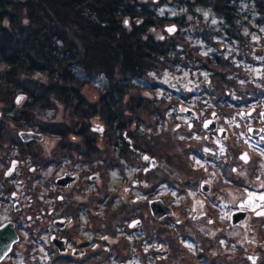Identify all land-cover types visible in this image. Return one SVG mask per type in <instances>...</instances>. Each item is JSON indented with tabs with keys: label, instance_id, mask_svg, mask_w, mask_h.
Wrapping results in <instances>:
<instances>
[{
	"label": "flooded vegetation",
	"instance_id": "obj_1",
	"mask_svg": "<svg viewBox=\"0 0 264 264\" xmlns=\"http://www.w3.org/2000/svg\"><path fill=\"white\" fill-rule=\"evenodd\" d=\"M256 73L140 127H109L106 162L102 127L0 125V227L17 236L0 264H264ZM21 131L42 139L24 142Z\"/></svg>",
	"mask_w": 264,
	"mask_h": 264
},
{
	"label": "trees",
	"instance_id": "obj_2",
	"mask_svg": "<svg viewBox=\"0 0 264 264\" xmlns=\"http://www.w3.org/2000/svg\"><path fill=\"white\" fill-rule=\"evenodd\" d=\"M245 1L0 0V107L7 103L14 113L0 110V114L21 129L55 132L61 128L43 121L40 113L60 105L69 108L75 123L83 127L92 125L98 116L107 133L109 127L141 121L135 114L130 119L119 107L131 91L137 100L134 109L149 111L148 122L155 117L151 115L176 109L192 96L224 94L237 86L235 79L244 81L253 75L251 62L263 55L251 39L264 34L258 30L264 22V0H252L261 16L255 19L242 12ZM165 4L178 5L179 15H159L156 6ZM186 5L188 11L190 6L208 8L218 19L216 24L205 23L195 35L204 42L205 53L182 35L188 26ZM22 17L26 23L21 22ZM124 20L128 27L123 26ZM168 26L176 28L172 35L163 30ZM152 28L163 33L162 41L149 34ZM181 70L189 71L192 79L198 73L182 98L150 100L141 96L159 85L140 87L136 81L153 72L179 76ZM79 73L101 75L106 80L99 108L88 105L81 95L88 83ZM16 98L21 100L16 103Z\"/></svg>",
	"mask_w": 264,
	"mask_h": 264
},
{
	"label": "rangeland",
	"instance_id": "obj_3",
	"mask_svg": "<svg viewBox=\"0 0 264 264\" xmlns=\"http://www.w3.org/2000/svg\"><path fill=\"white\" fill-rule=\"evenodd\" d=\"M19 1H24V0H19ZM187 7L186 11V16H185V21L187 22L188 26L184 29H182L184 34L188 39L191 40L193 44H197L200 46L201 52L205 53L206 49L204 47V42H202L199 38H196L195 35L198 33V31L204 26L205 23L209 24H216L218 22V19L214 16V14L208 9V8H203L199 6H190L191 10L188 11L189 5H186L185 8ZM185 8H181V11H185ZM242 12L244 15H249L251 18H256L261 16L257 13L255 10L254 4L252 0H246L242 6ZM155 10L159 15L162 16H169L173 17L175 15H179V6L175 4H165V5H159L156 6ZM247 12V13H246ZM26 19L22 17V23H26ZM258 30H264V22L262 23V26H258ZM176 31V30H175ZM174 31V32H175ZM172 35V34H171ZM195 37V38H193ZM198 39V40H197ZM252 42L258 43V48L262 51L263 55L261 56L264 59V34L259 33L257 37H253L251 39ZM229 45V44H228ZM228 54V51L225 52V55ZM256 73L255 76L257 77H262L264 74V66H254L252 68ZM181 74L177 76V74L172 75L169 72H153L150 75L147 76L146 79H141L136 81L137 85L149 87L151 83L158 84L157 88H155L152 91L146 90L141 93L142 97H146L147 99L150 100H157L160 98L166 97L169 99L171 96H177L183 97L184 92L190 88V83L195 84L196 77H198V73L195 71V75L193 79L189 75V71H180ZM81 78H83L85 81H87L88 84H86L82 90H81V95H83L84 100L87 102L88 105L95 106L96 108H99V100L101 96V90L103 91L104 87H106L107 82L104 79L103 76L101 75H88L84 73H79L78 74ZM190 79V80H189ZM191 81V82H190ZM152 87V86H150ZM134 95L129 93L122 104H120L119 107L124 109L126 111V115L130 116V119L134 117L135 115H138L139 119L141 121L135 122L134 123H129L133 126L140 127L143 124L144 121H148L150 119V114L149 111H143L141 112L139 109H134V103H135ZM24 103V102H23ZM23 103L20 104V107L23 106ZM137 104V103H136ZM184 104V103H183ZM186 105V104H185ZM4 107V108H3ZM63 106L58 105V107L55 108H49L44 111H42L40 114V118L45 121V122H51L53 123L54 126L57 128H64L68 126H75L79 123H75V119L73 115H71L69 108H62ZM9 105L2 104V107H0V110H4L7 113H10L11 110L8 109ZM127 108V109H126ZM134 109V110H132ZM123 111V110H122ZM128 111V112H127ZM132 112V113H129ZM14 114V113H13ZM10 115V114H8ZM153 116H156V113L154 115H151V118ZM7 115H2L0 114V125L1 126H10L11 122L8 121L9 117L6 118ZM94 121H92V124L94 126H99L100 128H103V124L100 122L101 119L96 116L94 117ZM10 122V123H9ZM145 123V122H144ZM80 125V124H79ZM105 127V126H104ZM106 129V128H105ZM102 137V139H101ZM98 141V157L100 158L99 162H106L107 160V150H108V138H107V133H104L103 136H99L97 139ZM160 171L153 172V177L157 175ZM115 176H113L114 179ZM152 177V178H153ZM154 180V179H153ZM113 182V180H112ZM252 205V204H251ZM256 206V204H253V207ZM19 248V247H18ZM21 249V247L19 248Z\"/></svg>",
	"mask_w": 264,
	"mask_h": 264
},
{
	"label": "water",
	"instance_id": "obj_4",
	"mask_svg": "<svg viewBox=\"0 0 264 264\" xmlns=\"http://www.w3.org/2000/svg\"><path fill=\"white\" fill-rule=\"evenodd\" d=\"M125 21V20H124ZM123 26L128 27L127 24L123 22ZM172 28V31H169V29ZM164 32L167 35H171L174 33L176 28L174 26H168L165 27ZM149 34L152 35L156 41H162L164 38V35L161 31L155 30V29H150ZM21 100V98H16L15 102L18 103ZM19 137L22 141H30V140H36L40 141L42 139V134H38L34 131H21L19 132ZM239 214V212H237ZM236 216V214H233L232 217V222H235L233 217ZM17 240V236L15 235L12 227L8 224H4L3 226L0 227V260L8 253V251L11 248V245Z\"/></svg>",
	"mask_w": 264,
	"mask_h": 264
},
{
	"label": "snow or ice",
	"instance_id": "obj_5",
	"mask_svg": "<svg viewBox=\"0 0 264 264\" xmlns=\"http://www.w3.org/2000/svg\"><path fill=\"white\" fill-rule=\"evenodd\" d=\"M124 23H125V24H127V23H128V21H127V20H125V21H124ZM172 30H173L172 28H170V29H169V31H172ZM18 99H19V98H18ZM262 199H264V197H262Z\"/></svg>",
	"mask_w": 264,
	"mask_h": 264
}]
</instances>
